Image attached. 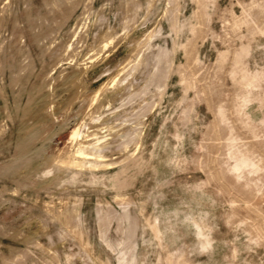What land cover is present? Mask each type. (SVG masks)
I'll return each mask as SVG.
<instances>
[{"label": "rangeland", "instance_id": "obj_1", "mask_svg": "<svg viewBox=\"0 0 264 264\" xmlns=\"http://www.w3.org/2000/svg\"><path fill=\"white\" fill-rule=\"evenodd\" d=\"M0 264H264V0H0Z\"/></svg>", "mask_w": 264, "mask_h": 264}, {"label": "bare ground", "instance_id": "obj_2", "mask_svg": "<svg viewBox=\"0 0 264 264\" xmlns=\"http://www.w3.org/2000/svg\"><path fill=\"white\" fill-rule=\"evenodd\" d=\"M75 136H78V133H76ZM81 153H82V152H81ZM85 154H86V153H85ZM82 155H84V154H82ZM86 155H87V154H86Z\"/></svg>", "mask_w": 264, "mask_h": 264}]
</instances>
